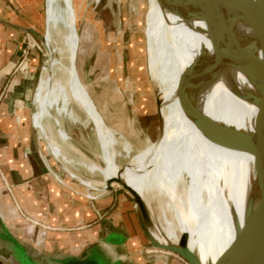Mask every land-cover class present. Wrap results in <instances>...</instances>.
I'll use <instances>...</instances> for the list:
<instances>
[{
    "label": "bare ground",
    "instance_id": "1",
    "mask_svg": "<svg viewBox=\"0 0 264 264\" xmlns=\"http://www.w3.org/2000/svg\"><path fill=\"white\" fill-rule=\"evenodd\" d=\"M86 1L47 0L50 52L35 91L34 129L41 132L69 175L86 188L84 193L76 190L79 195L91 196L94 191L99 197L109 191V180L119 178L148 204L154 203L166 240L178 243L184 235L204 264H253V226L260 222V215L258 200L247 196V187L255 176V158L208 139L181 107L177 88L182 75L200 62V71L192 79L194 84L202 82L193 93L197 107L219 124L253 134L259 121V108L251 98L257 93L254 83L228 62L215 65L212 41L197 7L149 0L145 30L149 71L157 84L159 129L156 141L131 158L130 143L116 138L79 78L78 21ZM214 1L228 19L238 20L235 32L242 43L257 41L239 6L250 9L256 23L264 26V0ZM68 123L93 124L98 142L95 154L74 143ZM75 155L100 177L73 173ZM135 208L149 236L159 239L140 204L135 203Z\"/></svg>",
    "mask_w": 264,
    "mask_h": 264
},
{
    "label": "crops",
    "instance_id": "2",
    "mask_svg": "<svg viewBox=\"0 0 264 264\" xmlns=\"http://www.w3.org/2000/svg\"><path fill=\"white\" fill-rule=\"evenodd\" d=\"M46 7L47 0H0L2 186L11 187L9 196L18 211L30 214L37 225L47 228L38 240V244L44 243L40 254L45 257L82 258L90 249L103 246L112 264H189L151 245L144 221L128 193L114 189L90 205L69 198L66 184L62 182L61 186L52 178L56 176L45 161L32 125L39 64L36 47L31 45L40 39L30 30L44 34ZM77 195L85 200L89 197Z\"/></svg>",
    "mask_w": 264,
    "mask_h": 264
},
{
    "label": "rangeland",
    "instance_id": "3",
    "mask_svg": "<svg viewBox=\"0 0 264 264\" xmlns=\"http://www.w3.org/2000/svg\"><path fill=\"white\" fill-rule=\"evenodd\" d=\"M85 5L78 21L79 78L89 89L98 111L105 119L106 125L115 132L116 138L130 143L132 158L156 141L159 129L157 98L154 92V85L157 87V84L148 69L146 53L145 28L148 21L149 0H87ZM37 45L35 51L38 56L40 78L45 61L48 60V53L41 41L37 40ZM120 56H122L121 62ZM34 101L35 99L32 104L33 115L37 112ZM68 126L76 145L90 153L97 152L98 142L93 124L83 126L68 123ZM35 131L40 138L45 161L56 176L52 178L57 184L62 186L64 183L71 189H66L69 198L81 199L90 205H95L98 199L117 189L119 192L128 193L130 199L136 203L134 197L118 185L99 197L93 193L94 191H90L91 196H85L87 200L78 196L76 190L86 188L69 175L62 163L49 151L47 143L41 137V132ZM121 153L124 158V151ZM79 158L81 157L75 155L71 171L83 177H94L95 175L82 165ZM120 164L123 166L124 161ZM1 183L0 180V216L4 225L32 255L38 259L45 257L40 254L44 243L38 244V240L47 228L37 225L30 214L18 211L9 196L11 187H4ZM149 206L155 223L162 228L163 224L154 203L151 202Z\"/></svg>",
    "mask_w": 264,
    "mask_h": 264
},
{
    "label": "water",
    "instance_id": "4",
    "mask_svg": "<svg viewBox=\"0 0 264 264\" xmlns=\"http://www.w3.org/2000/svg\"><path fill=\"white\" fill-rule=\"evenodd\" d=\"M173 5L181 7L195 6L199 18L206 23L209 37L212 41L216 55V66L221 62H228L231 67L245 75L256 87V94L251 97L253 104L259 108V121L255 133L248 134L229 126L219 124L208 117L197 107L193 93L202 87V82L194 84L193 77L198 75L200 62L193 64L180 78L177 88V96L181 107L193 118L197 127L211 141L218 145L237 151L247 152L255 158V176L250 178L247 187L248 197L257 202L260 222L254 224V253H252L253 264H264V26L256 23L250 9L242 5L239 10L242 20L247 23L257 37V41L249 44L242 43L236 36L235 27L237 19H228L222 14L220 7L214 0H166ZM148 6V5H147ZM194 13V12H193ZM192 13V14H193ZM192 16H195L193 14ZM30 32L36 35L46 46L49 55L47 36L49 35L48 21L45 24L44 34L41 35L34 30ZM146 37V33H145ZM259 40V41H258ZM140 50V48H139ZM146 53L149 69V53L146 38ZM49 58V56H48ZM212 67H210L211 69ZM209 69V68H208ZM209 69V70H210ZM208 72V71H207ZM206 73L204 71L202 74ZM251 94H247L249 98ZM242 98H246L243 96ZM119 183L140 204L142 212L150 228H153L159 237L156 239L149 236L151 245L162 251L176 254L189 264H204L199 255L192 251L189 243L183 235L178 243L166 240L162 228L154 221L149 204L128 183L119 178L108 181L109 190L113 183ZM256 237V239H255ZM0 264H112V259L103 246L90 249L82 258L67 256L62 258L42 257L36 258L8 231L0 216Z\"/></svg>",
    "mask_w": 264,
    "mask_h": 264
},
{
    "label": "built area",
    "instance_id": "5",
    "mask_svg": "<svg viewBox=\"0 0 264 264\" xmlns=\"http://www.w3.org/2000/svg\"><path fill=\"white\" fill-rule=\"evenodd\" d=\"M32 47H36V46H38L36 43H33L32 45H31ZM38 48H40V47H38Z\"/></svg>",
    "mask_w": 264,
    "mask_h": 264
}]
</instances>
